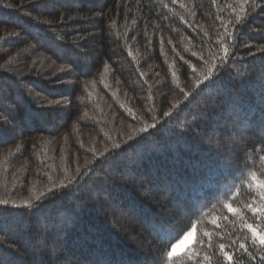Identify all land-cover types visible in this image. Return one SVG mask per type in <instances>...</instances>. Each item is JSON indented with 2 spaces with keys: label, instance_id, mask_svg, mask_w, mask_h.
I'll use <instances>...</instances> for the list:
<instances>
[{
  "label": "trees",
  "instance_id": "16d2710c",
  "mask_svg": "<svg viewBox=\"0 0 264 264\" xmlns=\"http://www.w3.org/2000/svg\"><path fill=\"white\" fill-rule=\"evenodd\" d=\"M262 184L264 0H0V264H264Z\"/></svg>",
  "mask_w": 264,
  "mask_h": 264
},
{
  "label": "snow or ice",
  "instance_id": "6c2138e0",
  "mask_svg": "<svg viewBox=\"0 0 264 264\" xmlns=\"http://www.w3.org/2000/svg\"><path fill=\"white\" fill-rule=\"evenodd\" d=\"M165 115H167V113H165ZM261 187H264V184H262ZM0 203H6V201H0ZM225 207H227V208H228V211H230V212H234V211H235V209H233L230 205H226ZM249 207L252 208L251 205H249ZM252 210L255 211V212H261V211H264V209H257V208H252ZM246 226H247L250 230H252L254 236H256V237L259 238V242H260V244H261V245H264V234H261L260 232H258L257 230H255V229L253 228V226L250 225V224H249V225H246ZM188 236L190 237V236H191V233H189ZM186 239H187V237H186ZM177 247H178V245H173V246H172V250L169 251V252H167V256L170 257V258L173 257V256L175 255V253H176V249H177ZM241 247H244V245H241ZM220 248H221V251H223V250H224V245H220ZM224 255H225V257H226L229 261H231V260L233 259V257L230 256L227 252H224ZM189 259H191V255L189 256ZM205 259L207 260V259H209V258H208V257H205Z\"/></svg>",
  "mask_w": 264,
  "mask_h": 264
},
{
  "label": "rangeland",
  "instance_id": "374dc122",
  "mask_svg": "<svg viewBox=\"0 0 264 264\" xmlns=\"http://www.w3.org/2000/svg\"><path fill=\"white\" fill-rule=\"evenodd\" d=\"M5 107H7V108H8V105H5Z\"/></svg>",
  "mask_w": 264,
  "mask_h": 264
}]
</instances>
